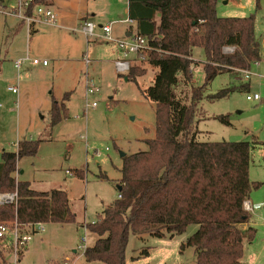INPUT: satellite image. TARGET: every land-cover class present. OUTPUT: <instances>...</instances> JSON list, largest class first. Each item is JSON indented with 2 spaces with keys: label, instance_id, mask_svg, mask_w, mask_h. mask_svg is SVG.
I'll use <instances>...</instances> for the list:
<instances>
[{
  "label": "rangeland",
  "instance_id": "1",
  "mask_svg": "<svg viewBox=\"0 0 264 264\" xmlns=\"http://www.w3.org/2000/svg\"><path fill=\"white\" fill-rule=\"evenodd\" d=\"M2 1L4 6H1ZM54 1L51 7L56 23L38 26L32 23L30 33L26 21L21 24V19L13 16L15 0L0 2V161L1 153L15 151L18 141L41 139L35 155L17 161L19 168L15 177L29 181L37 191L64 189L76 213V222L46 223L42 233L32 235L28 251L23 255L22 251L17 261L5 243L0 247V264H59L65 259H69L70 264H102L84 260L80 244L89 246L96 238L84 230V226L92 223L98 213L117 198L122 166L120 152L129 155L145 151L148 147L144 139L154 137L155 103L145 96L144 90L152 84L157 67L149 64L146 56L130 57L131 66L144 69L145 73L136 81L125 80L128 72L115 71L114 61L119 55L115 41L101 38L94 41L72 31L77 28L78 13L94 10L93 21L101 24L116 21L112 34L116 32L125 39V25L118 21L126 18V0ZM216 12L220 17L252 14L255 36L259 39L264 34V0H217ZM35 26L38 31L34 30ZM234 50V46L222 48L225 54ZM26 52L30 57L46 59L48 64L24 62L17 70L13 62ZM190 52L198 64L191 68V80L179 81L175 87L185 103L190 102L192 89L204 82L203 50L195 46ZM84 54L90 60L88 65ZM259 64L251 63L248 77L244 70L217 74L203 88L194 118L198 141L250 143L249 179L261 184L249 195L255 206L249 212L251 226L256 229L255 237L251 242L244 241L243 256L238 264H264V227H260L264 222L263 56ZM85 73L100 88L90 97L97 102L96 107L85 106ZM11 86L16 87V93L8 90ZM226 87L235 90L221 98H208ZM66 92L70 93L66 117L50 127L52 97L59 101ZM254 93L259 95L258 100L246 99L247 94ZM220 114L227 115L229 124L216 118ZM77 170L83 172L82 178L76 175ZM196 226L188 225L182 234L173 237L131 233L125 264H196L194 248H180ZM239 227L243 230L247 226L240 224ZM145 249L148 256L144 255Z\"/></svg>",
  "mask_w": 264,
  "mask_h": 264
},
{
  "label": "trees",
  "instance_id": "2",
  "mask_svg": "<svg viewBox=\"0 0 264 264\" xmlns=\"http://www.w3.org/2000/svg\"><path fill=\"white\" fill-rule=\"evenodd\" d=\"M46 1L33 0L29 11ZM216 1L128 0V18L146 38V57L158 69L144 90L155 103L154 137L144 139L147 150L122 156L117 198L92 223L85 224L96 236L83 252L87 262L125 264L131 233L173 237L194 224L197 229L180 248L193 247L196 264H237L244 241L255 237L254 227H239L248 223L251 215L244 210V201L261 184L249 179L250 143L196 139L194 118L203 88L219 73L248 70L251 63L262 60L254 15L220 17ZM195 46L204 53V82L192 89L191 100L185 103L175 87L179 81L191 80V68L198 64L190 57V48ZM225 46L235 50L225 54ZM144 73V69L131 66L126 77L136 81ZM233 90L226 87L208 98H221ZM69 96L66 92L59 101L52 97L50 127L66 117ZM216 118L229 124L227 115ZM40 142L18 141L15 151L1 153L0 193L15 191L17 202L0 204V223L76 222L64 189L36 191L28 181L15 177L17 161L35 155ZM76 175L82 178L83 172L77 170ZM143 252L148 256L146 249Z\"/></svg>",
  "mask_w": 264,
  "mask_h": 264
},
{
  "label": "built area",
  "instance_id": "3",
  "mask_svg": "<svg viewBox=\"0 0 264 264\" xmlns=\"http://www.w3.org/2000/svg\"><path fill=\"white\" fill-rule=\"evenodd\" d=\"M32 1L33 0H15L12 11L14 13L13 16L26 21L28 33H30V26L32 23H35L36 26L40 24L56 23V14L51 5L47 3H38L29 11ZM28 12L30 13L28 14ZM122 21L130 23L132 26L129 30L128 36L121 40H115L112 34V26L116 21H109L108 23L97 25L95 22L85 19L82 20L75 29V31L81 32L87 39L89 37L94 38L100 36L104 40H113L116 42L119 55L114 61V67L118 74H125L129 71L131 66L130 57L142 59L149 51L147 40L139 34L134 21L130 20L128 17ZM97 30H100V32L98 33ZM83 59L86 65L90 63L86 54L83 55ZM24 62H31L33 64L41 63L42 65L48 63L46 59L41 60L35 57H30L29 53L26 52L24 57L14 60V67L19 70ZM243 72H245V77H248V70H244ZM85 84V106L96 107L97 102L91 100L90 97L99 92L100 88L94 83L93 79L88 78L87 73H85ZM8 90L12 93L17 92V89L14 86L8 87ZM246 99L258 100L259 95L257 93L252 95L247 94ZM16 202L17 193L15 191L0 193L1 205L16 204ZM254 207L255 206L249 200H246L243 203L244 210L248 212H252ZM85 229L86 228H84V230ZM43 231L44 227L41 222L29 224H20L17 221L3 222L0 223V242L3 245L6 243L10 246L12 249L11 252L14 254L17 261L19 254L27 247L32 235L42 233ZM83 240H85V236L83 237ZM79 248H83L84 252L86 246L84 247L81 243ZM59 264H70L69 259H65Z\"/></svg>",
  "mask_w": 264,
  "mask_h": 264
},
{
  "label": "crops",
  "instance_id": "4",
  "mask_svg": "<svg viewBox=\"0 0 264 264\" xmlns=\"http://www.w3.org/2000/svg\"><path fill=\"white\" fill-rule=\"evenodd\" d=\"M0 2H1V0H0ZM54 0H47L46 1V3L47 4H49V5H51V4H54ZM5 5V2H3L2 1V4H1V6H4ZM124 11H125V17L127 18L128 17V0H126V4H125V8H124ZM91 17H93V19L94 18H96V11H94V10H86V11H84V12H80V13H78V15L76 16V27L79 25V23L82 21V20H85V19H88V20H91V21H93L92 20V18ZM63 20V19H62ZM123 20V18L122 19H120V21H118L120 24H122V25H125V28H124V33H123V35H125L126 37L128 36V34H129V30L131 29V24L130 23H128V22H124V21H122ZM109 21H113V20H107V22L106 23H108ZM20 22V21H19ZM93 22H95V21H93ZM96 23V22H95ZM117 22H115L114 24H116ZM135 23V22H134ZM23 24V23H22ZM74 24V23H73ZM73 24H71V25H73ZM97 25H101V23H99V22H97L96 23ZM103 24H105L104 22H103ZM113 24V25H114ZM136 24V23H135ZM112 28H113V26H112ZM35 31H38V28L37 27H35V29H34ZM72 31L73 32H75V29L74 28H72ZM77 32H79V31H77ZM97 32L99 33L100 32V30H97ZM81 33V32H80ZM113 36L114 37H116L115 38V40H121V39H123V38H120L119 36L120 35H118L116 32L113 34ZM99 38H101L100 36H96V37H94L93 38V40L94 41H96L97 39H99ZM102 39V38H101ZM257 39H258V37H257ZM263 39H264V34L263 35H261V38H259V41H260V43H261V53H262V56L264 57V48H263V46H262V41H263ZM190 51H191V48H190ZM190 57H191V52H190ZM192 58V57H191ZM16 60V59H15ZM256 64H257V66H260V61H259V63L258 62H255ZM48 64V63H47ZM46 64V65H47ZM17 167L19 168V165H17ZM21 173V171L19 170V172H18V174H20ZM69 174H70V172H69ZM17 180H20V178L18 177V175H17ZM27 181V180H26ZM29 182V181H28ZM30 184V183H29ZM31 189H33L32 187H31V185L29 186ZM51 190V189H50ZM37 191V190H36ZM46 191H49V190H46ZM67 193V192H66ZM67 197H68V194H67ZM250 202H251V200L250 199H248ZM68 202H69V205H70V208H71V204H70V200H69V198H68ZM252 203V202H251ZM71 210H72V208H71ZM102 211V210H101ZM100 211V212H101ZM99 212V213H100ZM75 215H76V213H75ZM43 224V227H44V225L46 224V223H42ZM57 224H60V223H57ZM65 224V223H64ZM248 225H250L251 226V223H250V220H249V222L247 223V224H245V226H248ZM260 227H264V222L260 225ZM45 229V228H44ZM196 229H197V226H196ZM195 229V230H196ZM28 251V246L25 248V250L23 251V253H22V255L24 254V253H26ZM22 257V256H21ZM20 257V258H21ZM19 258V259H20ZM18 259V261H20ZM239 262H240V260H239ZM238 264V263H237Z\"/></svg>",
  "mask_w": 264,
  "mask_h": 264
},
{
  "label": "water",
  "instance_id": "5",
  "mask_svg": "<svg viewBox=\"0 0 264 264\" xmlns=\"http://www.w3.org/2000/svg\"><path fill=\"white\" fill-rule=\"evenodd\" d=\"M262 46H263V48H264V39H263V41H262ZM125 80H127V77H125ZM120 155H121V156H124L125 154H124L123 152H120Z\"/></svg>",
  "mask_w": 264,
  "mask_h": 264
}]
</instances>
